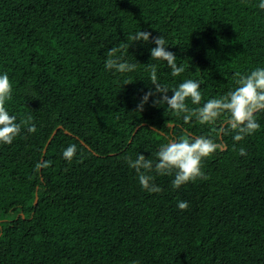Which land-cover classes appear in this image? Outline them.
Instances as JSON below:
<instances>
[{"label": "trees", "instance_id": "16d2710c", "mask_svg": "<svg viewBox=\"0 0 264 264\" xmlns=\"http://www.w3.org/2000/svg\"><path fill=\"white\" fill-rule=\"evenodd\" d=\"M259 3L0 0V74L12 84L5 107L21 124L12 144H0V264H264V112L255 114L260 129L235 142L219 131L225 116L185 124L183 113L153 103L162 93L137 111L155 89L149 64L170 97L187 79L201 82L190 110L234 90L235 73L264 67ZM140 30L164 36L179 76L151 59V38H128ZM113 47L134 71L105 68ZM197 136L225 145L202 160L207 179L173 188L174 174L153 170L162 191H145L126 158L155 164L164 144Z\"/></svg>", "mask_w": 264, "mask_h": 264}, {"label": "clouds", "instance_id": "9594fccd", "mask_svg": "<svg viewBox=\"0 0 264 264\" xmlns=\"http://www.w3.org/2000/svg\"><path fill=\"white\" fill-rule=\"evenodd\" d=\"M258 7L264 10V0H260ZM130 40L148 42L151 38L156 47L152 48L151 59L166 61L171 68V75L179 76L183 71V66H177L176 55L167 50L166 40L163 35L152 37L149 31H138L135 35L128 37ZM118 48L113 47L107 50V60L105 68L107 70H115L124 74L132 72L136 69V64H130L127 61L121 62L116 57ZM150 82L155 86L154 91L150 90L144 94L137 111L142 112L144 105L148 102L149 97L154 94L162 93L163 95L154 104H166L168 110L176 115L184 114L183 121L185 124L191 122L193 117L201 124L215 125L222 116L226 118L221 122L220 132L228 134L235 133L233 140L240 142L245 137L254 134L260 129V124L256 120L257 112H264V67H258L249 74L242 75L235 73L236 87L220 98H212L203 104V106L189 109L186 105L188 99L192 104L200 105L202 94L200 92L201 82L193 79H187L180 83L177 87L171 89L173 95H168L169 88L158 82L156 65L149 64ZM131 83V82H128ZM126 83V84H128ZM12 99V84L9 75L5 72L0 74V144H12L16 136L21 132V124L16 122V116L10 115L5 107L7 101ZM31 117L28 118V121ZM28 121H24L25 124ZM28 132L35 133L36 126L31 124ZM225 145L217 143L213 139L205 136H197L192 138H183L178 141H171L164 144L158 152L155 153L157 158L155 164L151 159H146L143 154L137 159L132 160L126 158L131 168H134L138 174L139 183L142 188L149 193H160L162 189L154 183V177L150 175L153 170L158 175L174 174L172 180L173 188H180L182 185L196 181L197 179H207L202 171V160L210 157L217 150H223ZM77 153L75 144L69 145L63 151V158L71 163ZM241 156L247 155L244 148L239 149ZM44 167L48 166V162H44ZM41 164H37V168ZM180 210H187L188 202L180 201L177 204Z\"/></svg>", "mask_w": 264, "mask_h": 264}, {"label": "water", "instance_id": "95a60500", "mask_svg": "<svg viewBox=\"0 0 264 264\" xmlns=\"http://www.w3.org/2000/svg\"><path fill=\"white\" fill-rule=\"evenodd\" d=\"M172 126H173V125H172ZM138 128H139V127H138ZM138 128H136L135 132L138 130ZM56 132H57V130H55V131L53 132L52 135H55ZM66 132H67V131H66ZM51 138H52V136H51ZM51 138L48 140V143L50 142ZM46 147H47V146H46ZM46 147H45L44 152L46 151ZM37 202H38V195H36V198H35V204H37Z\"/></svg>", "mask_w": 264, "mask_h": 264}]
</instances>
